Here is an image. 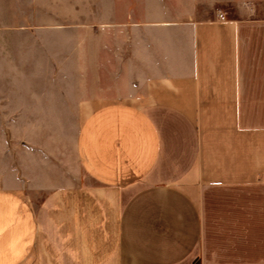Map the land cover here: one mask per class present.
Returning a JSON list of instances; mask_svg holds the SVG:
<instances>
[{
    "label": "crops",
    "instance_id": "0c3cea01",
    "mask_svg": "<svg viewBox=\"0 0 264 264\" xmlns=\"http://www.w3.org/2000/svg\"><path fill=\"white\" fill-rule=\"evenodd\" d=\"M254 2L86 0L63 11L97 12L75 24L97 37L18 42L34 78L17 97L0 92V264H264V0ZM14 100L17 149L5 129ZM64 108L76 125L67 146L28 129Z\"/></svg>",
    "mask_w": 264,
    "mask_h": 264
},
{
    "label": "rangeland",
    "instance_id": "374dc122",
    "mask_svg": "<svg viewBox=\"0 0 264 264\" xmlns=\"http://www.w3.org/2000/svg\"><path fill=\"white\" fill-rule=\"evenodd\" d=\"M230 7L238 3H256L262 0H228ZM82 2L86 0H0V92L2 90L8 91V94L17 97V89L19 86L23 87L25 82L29 81L30 76H26L31 67H33L34 60L30 57L33 54L28 53L29 44H19L20 41L34 39L35 36L50 37V36H98V28L91 27L85 28L80 25L89 19V16L94 17L98 15L97 12H67L63 9L78 5L83 7ZM37 4H52L58 8V11L44 12L36 11L35 5ZM59 21L60 23L69 24V26H45L44 22L51 20ZM52 45H49L50 48ZM66 44H59L57 48L66 51L64 47ZM74 46V45H73ZM76 47V46H75ZM91 50L97 51V43L91 45ZM97 62V61H96ZM58 79V77H57ZM77 95V93H75ZM17 101L11 102L10 115L13 119H6L5 129L10 132L8 140L10 147L13 149L18 148V132L20 128L19 107ZM35 115H45L44 113L35 112ZM61 119H27L28 129L34 126L42 132L58 131L62 138V145L67 146V141L74 128L72 124L73 119H68L72 116L70 111L65 108L60 110ZM55 120H58L56 122ZM47 139V137H45ZM7 140V141H8Z\"/></svg>",
    "mask_w": 264,
    "mask_h": 264
},
{
    "label": "built area",
    "instance_id": "2783aa9c",
    "mask_svg": "<svg viewBox=\"0 0 264 264\" xmlns=\"http://www.w3.org/2000/svg\"><path fill=\"white\" fill-rule=\"evenodd\" d=\"M218 18H219L220 20H224V19H225V14H223V13H219Z\"/></svg>",
    "mask_w": 264,
    "mask_h": 264
}]
</instances>
